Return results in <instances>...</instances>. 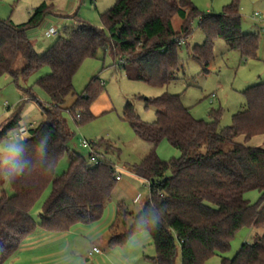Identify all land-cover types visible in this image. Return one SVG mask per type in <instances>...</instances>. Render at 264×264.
<instances>
[{"label": "trees", "instance_id": "16d2710c", "mask_svg": "<svg viewBox=\"0 0 264 264\" xmlns=\"http://www.w3.org/2000/svg\"><path fill=\"white\" fill-rule=\"evenodd\" d=\"M240 2L234 0L220 15H207L189 0H118L102 15V29L75 15L43 54L36 51L30 33L51 14L46 3L23 25L0 22V78L12 77L24 101L36 102L45 118L30 130L28 140L7 154V163H0V264H7L37 229L66 234L79 225L100 223L113 199L117 171L99 157L98 145L96 164L70 148L74 133L64 113L78 125L92 121L91 106L104 88L93 79L82 95L74 94L73 80L83 63L96 59L100 52L109 53L117 61L116 71L123 70L129 80L163 87L183 72L179 50L196 19L206 41L190 57L204 67L218 39L243 58H255L259 38L243 34ZM175 17L182 20L179 32L173 26ZM19 59L24 61L21 69L16 67ZM45 67L50 69L47 76L38 78L34 86L19 87L20 78L28 81ZM34 87L49 98L48 108L37 101ZM71 95L75 101L66 108ZM243 95L244 111L224 129L220 128V111L212 110L209 122L196 120L179 96L146 100L147 108L156 109L152 124L138 118L133 104L126 105L122 120L139 139L152 145L144 161L131 168L148 183L150 199L128 229L126 220L132 215L122 205L118 207L114 225L124 231L112 236L110 247H125L133 236L146 232L155 248L154 264H176L179 253L182 264H205L228 250L238 231L250 228L263 234L223 264H264V149L247 145L253 137L264 135V84L248 88ZM20 127L18 113L2 129L0 141ZM240 138L244 143L238 142ZM163 141L180 151L181 157L161 160L156 150ZM99 145L106 150L110 147ZM65 156L69 169L57 176V166ZM5 176L13 183L5 184ZM5 186L12 190L11 197ZM49 188L51 193L36 223L31 213ZM250 191L261 193L258 204L245 199Z\"/></svg>", "mask_w": 264, "mask_h": 264}, {"label": "rangeland", "instance_id": "374dc122", "mask_svg": "<svg viewBox=\"0 0 264 264\" xmlns=\"http://www.w3.org/2000/svg\"><path fill=\"white\" fill-rule=\"evenodd\" d=\"M118 0H0V22L11 21L20 26L27 23L35 9L46 3L50 9V15L40 28L32 32L33 44L39 54L46 52L58 39L47 37L50 28H57L60 32L72 23V18L77 15L79 20L97 28H103L102 15L110 10ZM180 3L181 0H167ZM200 13L207 15H220L226 6L234 0H189ZM240 13L242 16V32L245 35L254 34L259 38V48L255 58H243L241 52L232 51L223 40H215L208 66L190 57L196 46H202L206 41L205 33L199 27V20L192 24V32L187 39L182 41L179 57L183 64V72L180 78L163 87H153L143 82L131 81L123 70H117L116 60L112 55L100 52L96 59L86 60L73 80L74 94L82 95L93 79H98L103 91L91 106L93 120L78 125L68 113L64 117L68 122L74 139L70 148L88 159V152L80 147V141L85 139L97 144L99 157L115 166L122 175V181L116 184V193L108 204L103 220L92 226L83 227L89 236L80 242L83 248L91 242H97L100 234L109 230L116 221L119 204L123 202L125 210L139 213L150 196L149 186L145 181L131 175V168L141 164L152 150V145L139 139L128 123L122 120V113L128 103L133 104L138 118L146 124L156 121V109L146 107V100H153L164 95L179 96L184 107L190 110L196 120L210 121V112L220 111L222 114L220 128L224 129L233 124V118L244 111L246 100L243 93L250 87L264 84V0H241ZM256 14L261 19H255ZM182 20L179 17L173 19L175 31L179 32ZM18 69L24 67V61L19 59ZM50 73L48 67L31 77L28 81L19 79L21 88L34 86L37 79ZM37 101L44 108L49 107V98L38 87H34ZM22 91L18 89L12 77L0 78V133L4 126L20 114V126L31 128L32 125H40L44 121L43 113L39 105L34 101H24ZM75 96L71 95L66 100L65 107H71ZM18 129L11 130L7 137L0 141V163H7L5 148L13 151L18 144L29 139L30 135L11 141ZM240 143L244 139L240 138ZM106 143L110 147L106 150L99 144ZM251 148L264 149V135L255 136L247 142ZM157 155L163 161H171L181 157L180 151L173 148L167 141H163L157 147ZM69 169V158L65 156L57 166L56 175L62 176ZM119 175V174H117ZM8 197L13 195L12 190L5 186ZM51 193L47 189L38 201L31 213V217L39 222L42 213V205ZM245 199L256 205L261 199V193L250 191L245 194ZM131 222V221H130ZM95 234V235H93ZM263 232L243 228L237 232L231 241L230 248L211 257L205 264H223L225 260H233L245 244H252L256 235ZM82 255L80 252H78ZM156 256L155 248L146 232L133 236L125 247H116L110 254H104L100 258L107 259L103 264H154ZM83 264L84 258L77 256ZM97 257H92L94 259ZM92 263H96L92 261ZM176 264H182L179 253Z\"/></svg>", "mask_w": 264, "mask_h": 264}, {"label": "crops", "instance_id": "0c3cea01", "mask_svg": "<svg viewBox=\"0 0 264 264\" xmlns=\"http://www.w3.org/2000/svg\"><path fill=\"white\" fill-rule=\"evenodd\" d=\"M34 37L36 36H33L31 32L30 39L32 41ZM130 173L133 177L141 179L134 175L132 172ZM117 174H119L117 176L121 177L118 182H121L122 175L118 171ZM115 193L116 190L114 191V194ZM148 201H146V203ZM146 203L143 205L141 211L143 210ZM120 205L125 208L123 202H121L119 206ZM127 212L132 216L127 218L126 220V229H128L132 225L134 217L140 213H135L134 211L129 210ZM115 223L116 221L113 222L108 231L100 234V238L97 242H91L88 240V244H86L83 248L80 247L79 243L86 240V235L90 237V233H86L83 228L85 226L79 225L66 234H51L45 232L42 229H37L34 234L23 243L20 250L7 262V264H83L82 262H80V260H78V255L84 258V262L86 264H94L92 263V261L96 262L95 264H103L105 263V261L107 262V259H104L103 257L100 258V256L104 254H110L112 250L116 248L110 247L109 245L112 236L115 234H120L122 233V231H124L122 226H116L114 225ZM94 248H98L101 252L92 253V250ZM78 252H80L82 255H80ZM92 257L97 258H95L94 260L91 259Z\"/></svg>", "mask_w": 264, "mask_h": 264}, {"label": "built area", "instance_id": "2783aa9c", "mask_svg": "<svg viewBox=\"0 0 264 264\" xmlns=\"http://www.w3.org/2000/svg\"><path fill=\"white\" fill-rule=\"evenodd\" d=\"M93 2L96 3L98 2V0H93ZM254 18L258 20V19H261V16L259 14H256ZM262 20H263V27H264V19ZM59 34H60V31L57 28H50L48 32L46 33L47 37H50V38L58 37ZM36 126L37 125L34 124L31 126V128L20 127L16 135L13 138H10V140L15 141V140H19L20 138L26 137L30 133V130L34 129ZM80 147L88 152V158L91 163L96 164L98 162L99 157L97 154V150L95 148V144L90 143L89 141L83 139L80 141ZM9 152H11L10 148L9 147L5 148V153L8 154ZM120 179H121L120 176L116 177L117 181H119ZM100 252L101 251L98 248H94L92 250V253H100Z\"/></svg>", "mask_w": 264, "mask_h": 264}, {"label": "clouds", "instance_id": "9594fccd", "mask_svg": "<svg viewBox=\"0 0 264 264\" xmlns=\"http://www.w3.org/2000/svg\"><path fill=\"white\" fill-rule=\"evenodd\" d=\"M2 181L5 183V184H12L13 183V179L10 177V176H5L2 178Z\"/></svg>", "mask_w": 264, "mask_h": 264}]
</instances>
